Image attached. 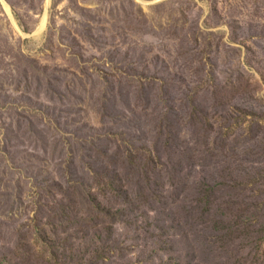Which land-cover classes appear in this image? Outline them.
Wrapping results in <instances>:
<instances>
[{
    "label": "rangeland",
    "instance_id": "374dc122",
    "mask_svg": "<svg viewBox=\"0 0 264 264\" xmlns=\"http://www.w3.org/2000/svg\"><path fill=\"white\" fill-rule=\"evenodd\" d=\"M0 264H264V0H0Z\"/></svg>",
    "mask_w": 264,
    "mask_h": 264
},
{
    "label": "bare ground",
    "instance_id": "6f19581e",
    "mask_svg": "<svg viewBox=\"0 0 264 264\" xmlns=\"http://www.w3.org/2000/svg\"><path fill=\"white\" fill-rule=\"evenodd\" d=\"M42 28V27H41Z\"/></svg>",
    "mask_w": 264,
    "mask_h": 264
}]
</instances>
